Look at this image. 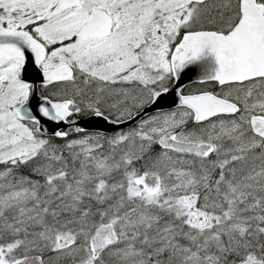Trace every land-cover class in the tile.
I'll return each instance as SVG.
<instances>
[{
	"label": "snow or ice",
	"instance_id": "obj_1",
	"mask_svg": "<svg viewBox=\"0 0 264 264\" xmlns=\"http://www.w3.org/2000/svg\"><path fill=\"white\" fill-rule=\"evenodd\" d=\"M0 264H264V0H0Z\"/></svg>",
	"mask_w": 264,
	"mask_h": 264
},
{
	"label": "water",
	"instance_id": "obj_2",
	"mask_svg": "<svg viewBox=\"0 0 264 264\" xmlns=\"http://www.w3.org/2000/svg\"><path fill=\"white\" fill-rule=\"evenodd\" d=\"M204 66V71H211L212 68L214 67L213 62L211 61V58L209 60L205 59L204 61L201 62ZM192 76L191 78H195V73H190Z\"/></svg>",
	"mask_w": 264,
	"mask_h": 264
},
{
	"label": "flooded vegetation",
	"instance_id": "obj_3",
	"mask_svg": "<svg viewBox=\"0 0 264 264\" xmlns=\"http://www.w3.org/2000/svg\"><path fill=\"white\" fill-rule=\"evenodd\" d=\"M210 58H207V60H209ZM190 78L192 77L190 74H189Z\"/></svg>",
	"mask_w": 264,
	"mask_h": 264
}]
</instances>
